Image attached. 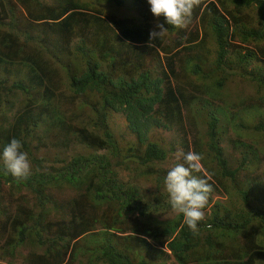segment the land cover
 <instances>
[{"label": "trees", "instance_id": "trees-1", "mask_svg": "<svg viewBox=\"0 0 264 264\" xmlns=\"http://www.w3.org/2000/svg\"><path fill=\"white\" fill-rule=\"evenodd\" d=\"M106 1L116 7L124 4V0ZM132 1L142 7V19L117 24L119 45L150 44L169 53L163 37L149 41V32L163 18H154L146 1ZM85 7L81 0H0V110L4 119L0 153L15 138L31 164V175L22 182L0 170V201L9 205L0 212L7 215L0 222V233L7 235L1 254L4 251L13 264L16 249L25 244L43 249L44 254L31 264H154L159 260L166 264L170 257V264H264L263 203L259 209L235 213L242 214L241 219L248 215L240 222H226L227 210L233 214L235 208L224 206V217L216 204L195 234L182 214L170 220L159 217L171 211L164 179L183 160L163 167L171 149L152 139L155 132L184 130L185 112L202 120L200 144L196 139L187 143L185 152L202 157L212 154L214 171L208 170L212 167L204 158L201 161L217 182L210 183L209 200L211 194L222 191L223 179L234 182L236 174L250 166L252 160L244 155L236 168L229 169L220 144L229 133L236 136L234 142L241 143L246 134L264 140V0H201L193 13L202 22L206 19L215 40V59H203L199 49L203 42L191 39L187 44L197 48L196 56L184 57L180 73L174 74L172 57L166 55L162 78L149 71L132 79L115 77V65L102 70L92 51L89 54L82 48L75 54L84 61L79 76L70 63L62 64L52 51L55 35L71 42L85 24V11H81ZM18 8L34 27V38L18 29ZM249 9H255V14L246 13ZM88 26L84 29L89 30ZM179 30L169 26L168 33ZM55 65L68 76L69 95L61 91ZM235 78L254 94L240 93L234 108L226 99L222 101L220 93ZM88 93L99 97L88 105L92 117H84L82 111L87 104L82 97ZM79 97L83 105L74 104ZM114 113L124 118L127 134L135 137L128 150L109 129L108 119ZM32 139L46 141L44 153L36 155ZM243 144L258 156L260 149ZM192 174L206 179L202 172ZM64 190L73 195L68 199L55 196ZM240 195L248 203L247 191ZM254 217L257 225L251 224ZM249 226L259 231L258 240L247 232ZM241 234L245 238L239 244L236 239Z\"/></svg>", "mask_w": 264, "mask_h": 264}, {"label": "rangeland", "instance_id": "rangeland-1", "mask_svg": "<svg viewBox=\"0 0 264 264\" xmlns=\"http://www.w3.org/2000/svg\"><path fill=\"white\" fill-rule=\"evenodd\" d=\"M49 2V0H46ZM86 7L84 8V20L85 24L77 29L76 34L73 36L71 42L65 39L61 34L55 35V43L52 47V51L56 56L59 57V60L62 64L66 65L70 63L72 65L73 71L77 72V76L85 69L84 61L81 60L76 54L77 48H82V50L91 54L95 60L101 61V69L107 71L111 68L117 67V73L115 77L121 76L128 79L137 78L143 71H149L154 77H164L163 68L166 66V55L172 57L174 74L180 73L181 66L185 60L184 57H194L196 56L197 48L192 46L189 48L187 42L191 39H199L202 41V45L199 47L200 56L202 58L212 57L215 53V40L211 38L213 34L207 29L206 19L202 22L200 17H194L192 13V18L190 24L184 28L180 29L179 32L166 33L163 37L164 42L169 47V53L162 52L160 49H156L150 45H138L134 43L119 45V32L116 29L117 24L119 26L130 25L133 22H137L138 19H142L140 9L142 8L135 6L132 0H124L122 7H116L115 5L107 2L106 0H81ZM147 2V0H144ZM48 4V3H47ZM199 10L198 7L193 9L194 11ZM18 17L17 27L21 32L28 33L31 37L34 38L36 33H34V27L30 26L26 20L23 19L25 12L21 8L16 9ZM255 9H249L246 13L250 15L255 14ZM151 18V16H150ZM156 21V20H155ZM140 23V22H139ZM88 24L90 27L89 30L84 29V26ZM98 34V36H97ZM180 42L179 46H176V42ZM236 44V42H235ZM44 46H46V38H44ZM168 50V49H167ZM242 53H245L246 50L240 48ZM69 54V56L67 55ZM104 55L103 58L100 56ZM169 59V58H167ZM75 64V65H73ZM67 66V65H66ZM58 72L61 80V91L69 95V79L68 76L62 72V70L57 69V65L54 66ZM82 70V71H81ZM240 93H248L247 95H253L254 91L252 88H248L244 82H241L239 79L235 78L234 81L229 84L226 82V85L220 93V98L222 101L225 99L226 104H232L235 106L239 105L238 100ZM83 99H87V104L83 105V100L81 97L75 101V105H83L82 111L84 117H92V112L88 105H92L98 101V95L88 93ZM218 105V104H217ZM88 106V107H87ZM3 112L0 110V122L4 121L2 118ZM12 114L8 113V118H11ZM187 117L185 121L184 130H176L172 132H155L152 135V139L158 145H161L165 149H171L169 156L167 157L166 163L163 167H169L173 162L177 161L176 153L185 152V147L187 143H193L198 140L201 135V125L202 120L195 117L193 118L187 112H185ZM189 117V118H188ZM258 120H255L257 122ZM109 129L118 139V143H121L127 150L128 147L135 142V137L133 135H128L126 130V123L124 118L114 113L108 119ZM241 143L234 142L237 138L234 134L229 133L223 138L220 146L224 149V158L228 161V168L233 170L237 167L238 162H241L244 155L247 156L248 160H252L250 166L245 170H240L236 174V179L234 182L229 179L222 180V191L218 193L211 194L212 199L208 201V207L204 211L205 216L210 213V207L218 205L221 209L218 211L219 214L226 216L224 208H235L233 214L227 210L229 215L228 218H224L226 222L242 221L248 217V215H243L244 219L239 218L242 214L235 213L239 211H249L250 209H259L261 203L264 204V140L262 137L246 134L242 135ZM186 139V140H185ZM239 143V144H234ZM243 143H247L257 149H260L257 152L258 156H255V151H250ZM48 144V143H47ZM30 146L32 149H37V156L44 153L46 146V141L39 139L30 140ZM131 147V146H130ZM47 148V147H46ZM132 148V147H131ZM48 150V148H47ZM49 151V150H48ZM34 153V151H33ZM103 153V151H100ZM212 154H204L203 158L207 162L208 166L212 167L208 170L214 171L216 163H212ZM256 157L257 160H256ZM114 162V161H113ZM203 166V165H202ZM217 169V168H216ZM204 167H202V174L206 177V180L210 184H216L217 182L210 176ZM124 175L122 174V177ZM121 177V178H122ZM155 180V178H153ZM242 190L247 191L248 203H244V200L241 199L240 192ZM147 193V192H146ZM148 194V193H147ZM73 193L71 191H59L55 192V196L60 198L68 199ZM254 195V197H253ZM250 197V198H249ZM151 198V197H150ZM0 205L3 207L0 209V212L5 211L9 205L0 201ZM225 206V207H224ZM209 208V209H208ZM177 215L173 211H163L159 214V217L162 220L173 219ZM7 215L0 213V222H5ZM223 219V220H224ZM259 223L257 218H253L251 224L257 225ZM260 226V224H259ZM255 227V226H253ZM247 232L254 236L258 240L260 235L259 231L254 230L251 226L246 228ZM7 234V233H6ZM234 234V233H232ZM231 237L233 238V235ZM245 238L244 234L237 236V241L241 244ZM263 237V236H261ZM5 240L7 241V235L0 233V264L5 262L6 264H12L11 259L7 257L8 255L1 254V249L4 246ZM263 243V242H262ZM238 244V245H239ZM264 244V243H263ZM17 256L13 264H31V262L38 257V255H43V249L40 246H31V245H22L16 249ZM172 258L166 259V264L172 262ZM154 264H161V260L155 262Z\"/></svg>", "mask_w": 264, "mask_h": 264}, {"label": "clouds", "instance_id": "clouds-1", "mask_svg": "<svg viewBox=\"0 0 264 264\" xmlns=\"http://www.w3.org/2000/svg\"><path fill=\"white\" fill-rule=\"evenodd\" d=\"M147 4L154 18H163V23H158L149 32V41L152 43L164 36L169 26L175 29L186 28L191 22L193 9L200 6L201 0H147ZM21 148V142L13 138L0 153V170L5 175H11L17 182L31 175L29 158ZM176 159H182L183 163H176L167 172L165 190L171 211L182 214L185 224L195 234L198 232V224L205 218L203 210L208 204L212 186L206 179L192 174L202 171V155L191 151L187 154L178 152Z\"/></svg>", "mask_w": 264, "mask_h": 264}]
</instances>
